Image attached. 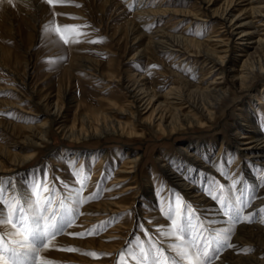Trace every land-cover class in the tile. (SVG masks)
Instances as JSON below:
<instances>
[{"label": "bare ground", "instance_id": "6f19581e", "mask_svg": "<svg viewBox=\"0 0 264 264\" xmlns=\"http://www.w3.org/2000/svg\"><path fill=\"white\" fill-rule=\"evenodd\" d=\"M6 1L3 0L7 3ZM135 1L128 0L126 4ZM147 1H139L138 5L133 7V12L124 15L122 25L112 29L111 40L117 45V50L120 49L121 41L133 42L132 47H127L124 51L125 55L129 53V59L127 65L120 69L119 75L112 68V60L104 69L99 62L73 52L68 66L64 69L66 83L60 82L54 96L47 92L40 95L43 89L38 90L37 86L32 84L34 80L32 70L35 66L32 64L31 56L12 55L5 50L0 52L12 63L10 68L0 62V68L13 74L14 79L27 90V94L19 98L20 105L17 108L23 111L21 105L27 103L36 107L34 113H29L36 114L34 115L36 118L44 117L39 121L36 119V124L0 121V138L3 140L0 141V180L9 181L5 174L16 173L35 157L36 153L27 156L22 154L29 147L41 148L47 144L45 148L50 153L52 148L48 143L54 130L61 133L64 139L81 143L108 134L131 138L137 136L141 123L151 128L153 133H161L169 136V140H174L181 131L188 128L214 123L220 110L229 111L233 88L236 93L241 94V98H247L249 102L239 109L236 119L230 124L231 129L227 136L221 134L208 141L202 138L190 140L181 149V152L185 153V159L162 150L156 160L158 169L145 172L142 177L147 185L143 189H141V176H143L142 162L145 154L127 149L125 159L109 187L131 180L135 186L124 189L123 193L130 190L137 191L132 204L129 207H122L108 198H103L99 202L82 207V221L86 226L92 227L108 217L112 219L113 216L126 213L128 210L135 213L137 220L145 221L149 217L145 214L148 211L138 210L137 206H140L137 199L143 194L149 195L150 186L152 187L158 170L169 184L181 190L187 198L200 207L201 211L214 212L218 209L217 205L213 200L206 199L201 192L202 188L197 184L198 179L206 183L209 179L208 174L195 169L199 161L205 164L210 158L208 169L211 171L219 167L221 160L226 161L227 158V163L231 159L235 161L231 167L234 171L233 177L243 182L240 187L251 188L250 195L255 197L251 207L245 210V214L256 213L264 208V181H261L262 177L256 180L253 175L255 172L248 171L247 164L256 158L264 171V84L259 85L264 83V78L259 77L264 73V0H187L192 2L188 10L177 7L179 4L177 0H162L161 3H154L155 9L151 7L153 3L150 5L151 3ZM114 4L118 7L120 2L102 0L101 15L104 16L105 10ZM124 9L125 7H122L121 10ZM203 15L219 22V28L213 27L206 39L200 38L198 33L197 36H190L189 28L194 25L192 21L186 24L184 31L177 32L176 26L179 27L186 18L199 20ZM166 18L172 20L170 22L173 27L160 25L152 30L157 23L164 22ZM9 25L13 27L12 23ZM32 30L36 31L34 26ZM159 54L180 58V62L196 59L199 67H197L199 69L197 79H189L183 68L181 72L167 70L165 73L172 76L175 83L167 92L160 94L156 89L155 80L149 82L148 78L128 66L137 58L156 60ZM157 61L160 62V59L157 58ZM83 71H88L90 79L100 80L107 83V86L116 83L125 92L127 104L120 107L115 99H111L107 100V105H104L101 100L100 108L84 110L85 105L81 100L72 99V86L76 82V73ZM255 79L257 81L253 82ZM1 87L0 90L3 89ZM8 89L16 90L9 87ZM0 104L15 106L12 101H3ZM72 107L74 115L70 121L67 115H63V111L66 109L69 111ZM92 114L95 118L91 116ZM215 147H217L216 153L210 156ZM64 154L71 165L76 159L82 164L86 160L95 158L96 155L99 156L90 183V191L87 193L88 196L91 195L97 180L99 181L103 166L110 157L109 150H97L91 154L90 150L86 149L79 153L66 151ZM54 166L62 168V164L57 162ZM231 182L232 180L229 181V185ZM18 192L24 195L29 191L28 188L20 187ZM211 219L216 221L225 217L218 211ZM130 226L128 225V230L131 229ZM227 226L226 222H222L220 227ZM121 229H124V226L117 225L111 231L114 233ZM103 238H116V236L105 235ZM126 239L127 236H123V242L113 248L114 253L121 250ZM231 243L235 247L228 248L214 264H264V222H261V217H255L253 222H241L237 225ZM253 249L255 251L250 254Z\"/></svg>", "mask_w": 264, "mask_h": 264}, {"label": "rangeland", "instance_id": "374dc122", "mask_svg": "<svg viewBox=\"0 0 264 264\" xmlns=\"http://www.w3.org/2000/svg\"><path fill=\"white\" fill-rule=\"evenodd\" d=\"M22 1H24V3ZM101 1L102 0H63V3L56 5H50L46 2V0H28V2L27 0H13L12 5L0 2V52L5 50L10 52L12 55L31 56L32 64L35 66L32 70L34 77L32 84L33 86H37L38 90L43 89L42 94L40 95L47 92L54 96L60 82L64 81L66 83L64 69L68 66L73 52L99 62L101 67L104 69L107 68L108 63L112 60V68L117 72V75H119L120 69L127 65V59H129V53L127 52L125 55L124 51L127 47H132L133 42L121 41L119 45L120 51L117 50V45H115V43L111 40V35L113 33L112 29L115 26L122 25L124 15H129V13L133 12V7L137 6L138 2L141 0H136L131 4H126L128 0H118L120 5L116 7L114 4L108 7L107 10H105L104 16H102L100 12ZM161 1L162 0H148L147 2L151 3L150 5L153 3L154 6L152 5L151 7L155 9V4L161 3ZM177 2L179 3L177 4V7L179 8L186 10L191 8L192 2H188L187 0H177ZM122 7H125V9L121 10ZM70 16L79 17V19H70ZM168 19L169 18H166L164 21L165 23L162 22L157 23L155 26L153 25L154 27L152 30H155L160 25L173 27V24L171 23L172 20ZM28 21L32 24L28 23ZM53 21H55V24L61 26L89 25L90 27L79 30L87 33L88 35L87 37L81 36V42L79 43L66 45L59 39V35L55 31L49 32L45 30L46 27ZM191 21L194 23V25L189 28L191 31V37L197 36L196 34L198 33L200 38L206 39L209 33L213 30V27L219 28V22L210 20L207 15H203L199 18V20H192L191 17L186 18V20L181 23L179 27L176 26L177 32L184 31L186 24ZM9 23H12L13 27H11ZM33 26L37 32L32 30ZM72 34L74 35L75 33ZM64 35L68 36L69 32H64ZM101 38H103L102 43L89 42L91 40H100ZM28 51L29 54H27ZM157 58L160 59V62L157 61ZM157 58L156 60L137 58L134 62H130L128 66L131 70H134L148 78L149 82H153V80H155L156 89L160 94L167 92L168 89L175 83L173 77L168 73H165L167 70L181 72V70L183 71L184 69V73L189 76V79H197L199 67L197 66V61H195L196 59L191 58L189 61L180 62V58L175 59L173 56L171 57L169 55L162 54H159ZM0 62L7 64L10 68L12 67V63L1 53ZM87 72L88 71L77 72L76 82L72 86V99L81 100L85 105L84 110L100 108L101 100L104 105H107V100L111 99H115L120 107L127 104L125 92H123V90L116 83H110V85L107 86V83H103L100 80H96L95 78L90 79ZM259 77L260 79L264 78V73ZM14 78V75L9 71L0 68V86L3 88L0 90V103L3 101H12L15 103V106L13 107L0 104V121L5 123L14 122L17 124H36V119L39 121L44 117H34L36 114L33 115L31 113L36 111V107L27 103H22L21 106L24 109L23 111H20L17 108V106L20 105L19 98L23 95L25 96L27 94V90L24 89L19 84L20 82ZM256 81L257 80L255 79L253 82ZM263 84L264 83L259 85L261 86ZM8 87L15 88L16 90H7ZM152 87L154 88V86ZM256 87L257 86H255L254 89H256ZM231 90L232 101L230 102L229 111H226L225 109L220 110L214 123L208 124L207 126H193L188 128L181 131V133L177 135L174 140H169V136H164L161 133H153L151 128L145 127L146 125L141 123L139 124L137 130V136L130 138L127 136H120L118 134H108L103 137L89 139L81 143H75L64 139L61 133L54 130L53 135L51 136L52 138L48 143V145L52 148L50 153L46 151L45 147H47V144H44L41 148L33 149V147H29L27 150L22 152V154L27 156L29 154L36 153L35 157L27 162L25 166L21 167L20 170L16 171V173H7L4 176L8 177L9 181H12L15 184L17 194H19L18 189L20 187H25L28 188L29 191L26 194L30 195L33 179L43 181L45 175L48 178L50 186L55 185L60 193L65 194L61 181L67 183L71 188L80 187V185L76 182L77 177L74 173L83 169L84 174H86L89 178L87 180V187L84 189L82 195L88 196L87 193L90 191V183L93 177L94 169L98 163L99 156L96 155L95 158L86 160L82 164L79 163V159H76L71 165L69 160L66 159L64 152L79 153L80 151L87 149L90 150V153L92 154L97 152V150L101 151L105 149L109 150L110 157L103 166L99 181L97 180L95 188L93 189V193H97V196L94 200L83 204L80 207V212L82 213V207L84 205L99 202L103 198H108L122 207H129L132 204L134 199L133 197L137 191L130 190L123 193V190L133 187L135 184L130 180L109 187L116 177L118 168L125 159L126 150L130 148L137 153L140 152L142 155L145 154V158L142 162L143 176H141V189H143L147 185L144 183L142 177H144L145 172H152L155 171V169H158L156 160L162 150H167L169 153L176 155L178 158L185 159V153L181 152V149L184 148V145L190 140L202 138L203 140L208 141L221 134L227 136L229 129H231L230 124L236 119L239 109L246 106L249 102V99L244 97L241 98V94L236 93L233 88ZM23 101H25V99H23ZM66 110L63 111V115H67L71 121L73 119L74 109L73 107L70 108V112ZM88 113L90 114L91 112ZM91 116L95 118L93 114ZM260 118H262V116H260ZM1 140L2 138H0V141ZM216 151L217 147L213 149L210 156L216 153ZM209 161L205 164H203L202 161H199V164L195 166V169L201 172H206L209 178L215 177L220 183L224 184L226 189L229 188L231 185H229V181L234 178V175L232 174L234 171L231 170V167L234 165L235 161L231 159L227 163V158L226 161L221 160L219 167L214 169V171L208 169L210 164ZM55 162L62 164V168L54 166ZM258 163L259 161L254 158L247 164V169L250 172H255L253 175L256 177V180L262 177L261 181H264V175H262L264 171H262L263 169ZM221 168H223L224 172L228 173L227 176H220ZM161 175V171L158 170L157 176L154 178L153 185L152 187L150 186L149 195L143 194V196L138 197L137 199V203L140 206H137L138 210L144 209L149 213H145L149 216L145 219V221L137 220L135 213L132 210H128L126 213L113 216L114 218L112 217V219L108 217L107 219L98 222L95 226L100 225L102 222H107L104 225V229L99 231L98 234L85 236L84 238L72 237L65 234L57 237L56 239L58 248L75 247L81 249L82 252L95 251L97 253H107L109 255L99 259H94L82 254V252L60 251L53 248L45 253L47 258L58 262V264H117L118 253L125 249L129 245V242L134 243L137 236H139L141 240L147 242V237L141 231V225H143L144 228L148 230V233L155 238H160L159 233L156 231L157 227L162 226L167 228L170 226V220H168L161 213L160 208L168 202L170 197L174 199L173 194H178L185 202L190 203L193 208L198 209V215L202 212V214L211 219L213 214L219 211V205L214 201L213 202L218 208L215 210L216 212L201 211L197 204L193 203L190 198H187L177 187L169 184L163 178L164 176ZM200 180H197V184L202 188L201 192L204 193L206 199L212 200L205 191V182L202 183ZM243 187L248 188V186ZM249 189L251 191V188ZM250 191L245 192V199L252 197L250 195ZM252 202L253 199L251 204ZM0 207H2V205H0ZM256 213V217H261L259 211ZM226 220V217L225 219L216 220V227H220L221 223H225ZM239 224L240 223L237 225ZM117 225H123L124 229L112 233V228ZM128 225H131L130 230H128ZM237 225H235V227ZM93 227L94 226H86L85 222L82 221V215H80L76 219L75 225L67 231L86 232ZM105 235H115L116 238L104 239L103 236ZM123 236H127V239L124 240L123 247L117 253H114L115 250L113 248L123 242ZM227 249L228 248L221 250L219 257H221ZM254 251L255 250L253 249L250 254ZM127 264H135V261L127 259Z\"/></svg>", "mask_w": 264, "mask_h": 264}, {"label": "snow or ice", "instance_id": "6c2138e0", "mask_svg": "<svg viewBox=\"0 0 264 264\" xmlns=\"http://www.w3.org/2000/svg\"><path fill=\"white\" fill-rule=\"evenodd\" d=\"M46 2L56 5L63 3V0ZM7 3L12 5L13 0H7ZM69 18L79 19L73 16ZM87 27L90 26H61L53 21L45 30L55 31L59 39L67 45L81 42V36L87 37V33L79 31ZM64 32H69V35L65 36ZM89 42L102 43L103 38ZM74 175L80 187L71 188L61 181L65 194L60 193L55 185L50 186L46 175L43 181L33 179L30 195L17 194L12 181L0 180V264H58L48 259L45 253L53 248L68 252L82 250L75 247L58 248L57 237L66 234L84 238L98 234L104 229L107 222H102L86 232L67 231L83 214L80 207L97 196V193L82 195L89 178L83 169ZM227 175L221 168L220 176ZM242 183L241 180L233 178L230 187L226 189L215 177L206 180L205 191L219 205V213L227 218V227H216L214 219H209L202 213L198 215V209L193 208L178 194H173L174 199L170 197L160 208L161 213L170 220V226L157 227L160 238H155L141 225L147 242L137 236L134 243L129 242V245L118 253L117 264H127V259L135 261V264H214V261L219 259L221 250L235 247L230 243L235 225L253 222L257 215L255 212L245 214L255 197L244 198L245 192L250 189L238 187ZM258 211L261 222H264V208ZM82 254L94 259L109 255L95 251Z\"/></svg>", "mask_w": 264, "mask_h": 264}]
</instances>
